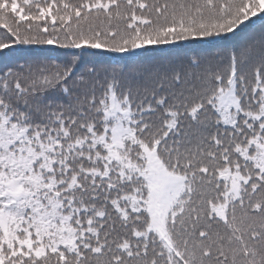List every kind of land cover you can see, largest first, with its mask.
I'll return each instance as SVG.
<instances>
[{"label":"snow or ice","instance_id":"obj_1","mask_svg":"<svg viewBox=\"0 0 264 264\" xmlns=\"http://www.w3.org/2000/svg\"><path fill=\"white\" fill-rule=\"evenodd\" d=\"M0 264H264V0H0Z\"/></svg>","mask_w":264,"mask_h":264},{"label":"trees","instance_id":"obj_2","mask_svg":"<svg viewBox=\"0 0 264 264\" xmlns=\"http://www.w3.org/2000/svg\"><path fill=\"white\" fill-rule=\"evenodd\" d=\"M253 20L255 21V23L252 24V25H250L249 30L257 29V28H259V26H260V21H259V20H257L256 18H253Z\"/></svg>","mask_w":264,"mask_h":264}]
</instances>
